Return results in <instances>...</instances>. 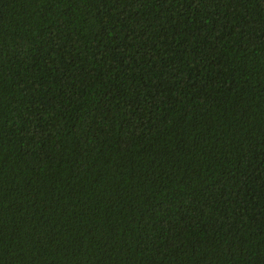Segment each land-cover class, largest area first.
<instances>
[{"label":"trees","instance_id":"16d2710c","mask_svg":"<svg viewBox=\"0 0 264 264\" xmlns=\"http://www.w3.org/2000/svg\"><path fill=\"white\" fill-rule=\"evenodd\" d=\"M0 264H264V0H0Z\"/></svg>","mask_w":264,"mask_h":264}]
</instances>
